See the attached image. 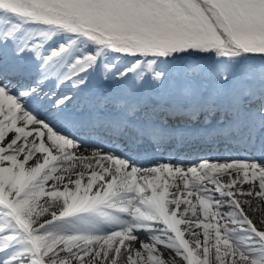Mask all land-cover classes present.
I'll list each match as a JSON object with an SVG mask.
<instances>
[{
	"label": "snow or ice",
	"instance_id": "snow-or-ice-1",
	"mask_svg": "<svg viewBox=\"0 0 264 264\" xmlns=\"http://www.w3.org/2000/svg\"><path fill=\"white\" fill-rule=\"evenodd\" d=\"M237 197L264 201V0H0V264H264Z\"/></svg>",
	"mask_w": 264,
	"mask_h": 264
},
{
	"label": "bare ground",
	"instance_id": "bare-ground-1",
	"mask_svg": "<svg viewBox=\"0 0 264 264\" xmlns=\"http://www.w3.org/2000/svg\"><path fill=\"white\" fill-rule=\"evenodd\" d=\"M222 149H223V146H222ZM91 152H92V149H88V150H81L80 149L79 152H77V155H81L82 154V155H85V156H90L91 155ZM187 167L188 166H186L184 168L186 169ZM222 179H226V177H222ZM49 183H51V182H49ZM176 183L182 184V181L179 180V178H177ZM243 188L246 191L249 188V185L248 184H244L243 185ZM193 199H194V197H193ZM238 199L244 200V199H247V198L239 197ZM247 200L250 201V204H243L242 206H244V209L245 208L247 209L248 214L249 215H253L254 213H256V214H258V217L259 218H261L262 220H264V201H261V200H259L257 198L247 199ZM181 207L183 208V205ZM254 209H257V210L254 211ZM221 211L222 212H228L227 211V207L226 206L222 207L221 208ZM145 238H147V237H145ZM125 257H126V255H125ZM123 259L124 258H122V261H123ZM125 261H126V259H125Z\"/></svg>",
	"mask_w": 264,
	"mask_h": 264
},
{
	"label": "rangeland",
	"instance_id": "rangeland-1",
	"mask_svg": "<svg viewBox=\"0 0 264 264\" xmlns=\"http://www.w3.org/2000/svg\"><path fill=\"white\" fill-rule=\"evenodd\" d=\"M239 198V197H238ZM244 198H247V199H253L254 197H244ZM45 199H47V198H45ZM42 203H43V201H42ZM242 207H244V206H242ZM231 209L229 208L228 209V211H230ZM245 211H246V214L249 216V218L253 221V224L259 229V230H264V220H262L261 218H259L258 217V214H256V213H254L253 215H249L248 214V212H247V209L245 208ZM252 216V217H251ZM51 218V216L50 215H45V216H43V217H41V219L43 220V219H50ZM261 219V220H260ZM186 238H188V239H190L191 240V237H189V236H186ZM141 239H143V240H145V242H147L148 240H147V238H145V237H141ZM201 239H202V237H201ZM137 247H138V245H137ZM61 255H64V253H61ZM122 258H124L123 259V261H122ZM125 259H126V257H125V254L123 253V250H122V254H121V256H120V258H119V260H120V262H121V264H126V261H125ZM181 264H184V262L183 261H181Z\"/></svg>",
	"mask_w": 264,
	"mask_h": 264
}]
</instances>
